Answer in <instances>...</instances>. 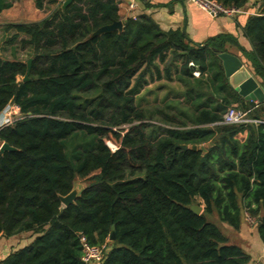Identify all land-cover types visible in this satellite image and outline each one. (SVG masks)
<instances>
[{
  "label": "trees",
  "instance_id": "trees-1",
  "mask_svg": "<svg viewBox=\"0 0 264 264\" xmlns=\"http://www.w3.org/2000/svg\"><path fill=\"white\" fill-rule=\"evenodd\" d=\"M214 1L243 9L250 0ZM10 7L0 0V14ZM260 8L242 30L264 87V0ZM117 21L121 32L91 37ZM4 30L12 53L18 43L28 59L0 60V114L19 113L0 128V143L14 149L0 152V235L34 239L0 264H85L80 237L107 243L99 264H256L208 219L238 233L247 213L264 244V103L244 101L223 74L214 50L231 37L195 44L145 15L122 20L117 0H72ZM153 77L175 80L176 98L140 107ZM229 107L256 123L223 124ZM77 180L87 185L64 208L59 197ZM197 200L199 216L189 210Z\"/></svg>",
  "mask_w": 264,
  "mask_h": 264
},
{
  "label": "crops",
  "instance_id": "crops-1",
  "mask_svg": "<svg viewBox=\"0 0 264 264\" xmlns=\"http://www.w3.org/2000/svg\"><path fill=\"white\" fill-rule=\"evenodd\" d=\"M262 2L263 0H250L242 9L243 13L234 18H212L196 7L191 0H117L119 16L122 20L131 16L145 15L150 17L162 31L183 30L188 39L195 44L204 45L209 39L222 35L231 37L232 39L225 43V52L239 59L242 65L261 87H263V85L261 84L260 79L254 75L251 64L247 59V55L252 52L253 47L248 39L244 37L242 29L244 28L248 17L260 12ZM130 4L134 5L132 10L129 9ZM147 80V85L143 87L138 97L135 98L140 107L164 103L167 104L175 100V93L171 92L170 88H177V90H179V85L175 80L169 82L163 78L156 80L155 77L151 79L147 78ZM153 85H158L157 90L163 89V92H165L162 99H160L161 97H156L153 93ZM143 94H145V96L155 97V102L152 97L150 98V101L146 100L145 97H143ZM254 104L258 105V103ZM5 123H2L0 128L11 124L12 122L7 123L6 121ZM246 136L247 133L245 132L239 134L237 139L240 142H244ZM239 233L241 234L239 235V238L245 240L246 230L244 226ZM33 239L34 237L31 233H23L12 237H4L0 235V261L7 257L10 252L28 246ZM258 240L257 234L255 233V239L252 246H249L248 243H243L239 246L251 256L256 264H264V244L259 243Z\"/></svg>",
  "mask_w": 264,
  "mask_h": 264
},
{
  "label": "rangeland",
  "instance_id": "rangeland-1",
  "mask_svg": "<svg viewBox=\"0 0 264 264\" xmlns=\"http://www.w3.org/2000/svg\"><path fill=\"white\" fill-rule=\"evenodd\" d=\"M7 1L11 3V7L8 10L4 11L2 14H0V55L4 59H8V60L17 59L20 61H26V59H28V51L27 50L22 51L17 43L15 44L16 52L12 53L11 47L6 43V38H8V36H11V34L7 35L4 28L7 25H12V24L40 22L45 18L50 17L55 10H57L61 5H64L66 0H55L54 4H50L48 2L49 0H44L41 9L37 8L36 0H7ZM11 33L13 32L11 31ZM157 86L153 85L152 87L153 93L156 95V97L158 96L161 97L160 99H162V97H164L165 92H163V89L157 90L158 89ZM170 88H171V92L173 93L177 92V88L176 89L172 87ZM143 97H145V99L148 101H150V98L152 97L153 101L155 102L154 100L155 97L153 96L150 97V96H145V94H143ZM18 118H19L18 110L14 106H8L7 109L0 114V125L2 123L4 124L6 121L7 123H11ZM104 142L110 149L114 150V145L112 142L107 140H104ZM68 148H69L68 151L72 153V146ZM86 185L87 184L84 182H80L78 180L76 181L77 187H84ZM194 204L200 206L203 212L204 206L202 201L197 200V202ZM245 214L247 215V213L242 214V224L244 225V228L246 230V236L244 238L245 240H243V238L242 239L239 238V235H241L239 232L236 233L226 228L224 225L220 224L216 216H210L208 217V219L211 222H214L219 227L221 232L229 237L231 242L237 245L248 243L249 246H252L253 241L255 239V226H254L255 221L252 218H250L248 215L246 216ZM259 243L261 242L259 241Z\"/></svg>",
  "mask_w": 264,
  "mask_h": 264
},
{
  "label": "water",
  "instance_id": "water-1",
  "mask_svg": "<svg viewBox=\"0 0 264 264\" xmlns=\"http://www.w3.org/2000/svg\"><path fill=\"white\" fill-rule=\"evenodd\" d=\"M72 0H66L63 7H66L70 4ZM122 21H117L112 23L111 25L103 26L97 29L91 37H98L102 34H108L114 31H122ZM216 58L218 59L221 68L224 72V76L229 83V85L235 90V92L245 101H250L258 104L264 103V89L261 87L256 80L250 75L247 69L242 65V63L236 57L232 56L227 52L219 53L214 50ZM0 60L3 58L0 55ZM4 61V60H3ZM31 64V60L27 61V68L29 70ZM28 73L24 78V81H27ZM211 144H207L204 146H189L188 149L192 151H202L203 153L209 148ZM5 151H14V149L10 148L6 144L0 143V152L4 153ZM83 187H77L75 183L74 189L65 197H59V201L61 205L66 208L69 205L74 204L75 200L79 196ZM189 210L196 216H199L202 213V209L200 206L192 204L189 206ZM110 234V242L114 241V233L113 228L111 229Z\"/></svg>",
  "mask_w": 264,
  "mask_h": 264
},
{
  "label": "built area",
  "instance_id": "built-area-1",
  "mask_svg": "<svg viewBox=\"0 0 264 264\" xmlns=\"http://www.w3.org/2000/svg\"><path fill=\"white\" fill-rule=\"evenodd\" d=\"M191 1L196 7H198L201 11L205 12L207 15H209L212 18H218V17L234 18L243 13L242 9H237L234 7H226L214 0H191ZM133 8L134 5L130 4L129 9L132 10ZM193 76L199 77V73H194ZM247 116H248L247 111L229 107L226 110L225 114L223 115V124L239 125V124L256 123V121L250 120ZM79 241L82 247L81 260L85 264H99L102 261L104 254L108 250L107 243L103 245L90 246L86 242V239L84 237H80Z\"/></svg>",
  "mask_w": 264,
  "mask_h": 264
}]
</instances>
